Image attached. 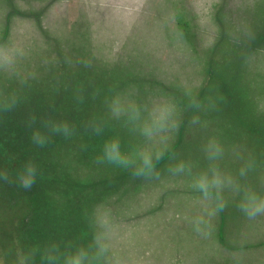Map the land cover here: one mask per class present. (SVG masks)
<instances>
[{"label":"rangeland","instance_id":"1","mask_svg":"<svg viewBox=\"0 0 264 264\" xmlns=\"http://www.w3.org/2000/svg\"><path fill=\"white\" fill-rule=\"evenodd\" d=\"M12 103L44 122L0 146V264H264V213L242 210L264 201V0H0ZM58 120L64 137L44 139ZM23 146L28 170L57 180L73 162L104 183L61 227L70 262L54 261L50 212L38 235L12 214L63 191L40 176L19 190Z\"/></svg>","mask_w":264,"mask_h":264},{"label":"trees","instance_id":"2","mask_svg":"<svg viewBox=\"0 0 264 264\" xmlns=\"http://www.w3.org/2000/svg\"><path fill=\"white\" fill-rule=\"evenodd\" d=\"M51 105H55L56 103L52 104V102H49ZM19 107L15 106L13 103L12 104H8L6 107H3V110H0V146L4 147V150L6 151L7 154H1L3 157H6L7 155H9V153L11 152V149L13 148V142H16L18 139H22V140H26V141H31L33 140L32 138H28V137H24V135H30L31 133L35 132L40 126L41 124L44 122L43 120H40L39 123L34 124V125H29L28 121L25 118H22L20 116H23V109L24 107L20 104ZM43 105V104H42ZM44 106V105H43ZM49 106V105H48ZM28 111L32 112L30 109H27ZM33 114V112H32ZM31 116V115H30ZM24 117V116H23ZM72 118V117H71ZM43 121V122H41ZM69 123L71 122V120L68 121ZM58 126H50V130H40L41 132H50L52 131V137L51 136H44V139H48L50 142H55V141H60L62 137L60 134H62V132H59L58 135L56 133V131H58L59 129H62V125H61V121L58 120L57 122ZM77 125L82 124V121L76 122ZM43 127H47L46 124H43ZM6 131V132H5ZM8 134L7 136V141L5 142V139L2 137L4 136V133ZM12 141V142H10ZM10 146V147H8ZM5 148H10V149H5ZM30 148V146L28 147ZM26 147L24 148L21 147L18 153V156L14 158V162L13 163V168H18L16 170H12L15 171V173L17 174V179L18 180V187L19 190L22 191L23 189H31V187L33 186L34 181H38L37 176H40L41 178L47 179L48 181L54 180L55 182L58 183V187L61 188L62 187V193H59V198L58 200H50L51 203L50 205L47 203L46 198L43 199V203L42 202H32V204H27L25 205L23 201V198L20 196L17 198L15 205H11V202H9L8 205H11L12 207H14L15 211L18 210L20 208V211L22 210L21 207H25L22 212L17 211L14 212L13 210H8L6 209V211H9L12 214H19L20 213V217L22 218H28L29 220V232L33 233L34 230H36V234L38 235V233L42 232V218L44 216H42L43 214H47L48 212H50V215L53 219H58V223H57V227H52V229L50 231L52 238L55 240V259L54 261L60 262V263H64L66 262V260L72 261V257H73V253L74 251H76L78 248L72 247L73 243L75 244L76 239L74 233L71 235H66L64 234V229L62 230L61 227L63 228V226L65 225V223H67L66 225H70V229H74V225L71 223L72 220V216L76 213V215L78 217H80L82 211H83V205L86 201V199H84V190L85 188L88 189V187H90L92 184V188H104V183L103 181H100L98 183H92V181H95L94 178L88 177L89 179H85L82 180V176L80 177L79 175H74L73 174V169L72 171L69 170L72 168V164H70V162H67V171L68 174H66V176H64L62 179H53V177H51V175L46 174V173H41V172H34V181L31 184V187L29 188H25L23 187V183L24 181H26L29 178V171H28V158H27V154L29 151L25 150ZM32 150V149H31ZM30 150V151H31ZM26 151V152H25ZM65 151V150H64ZM66 152V151H65ZM70 154V153H68ZM67 154V155H68ZM2 157V159H3ZM20 163H24L20 164ZM25 167V168H24ZM18 170V171H17ZM20 171V172H19ZM72 173V175H70ZM88 184V185H87ZM20 195V193H19ZM57 194H55L54 196H52L53 198L56 197ZM49 196V195H48ZM52 198V199H53ZM6 201H3V204ZM2 203V202H1ZM61 204V206L59 207L58 204ZM47 204V205H45ZM46 207V208H45ZM32 217V218H31ZM77 219V218H76ZM61 222L63 223V225L61 226ZM33 226V227H32ZM78 228V227H77ZM56 231V232H55ZM35 232V231H34ZM85 232H87L85 230ZM43 233V232H42ZM71 244V247L69 249V245ZM39 247H40V242L38 243ZM23 247V246H22ZM41 251V250H40ZM39 251V256L42 254ZM24 253V252H23ZM25 255V256H24ZM24 255H21L22 258H27V256L29 255V253L26 251L24 253ZM27 255V256H26ZM30 260V258H29ZM53 260V259H51ZM27 261V260H26ZM43 261L45 262V256H40L39 262L41 264H43ZM23 264H27V263H23ZM32 264V263H31ZM46 264V263H44Z\"/></svg>","mask_w":264,"mask_h":264},{"label":"clouds","instance_id":"3","mask_svg":"<svg viewBox=\"0 0 264 264\" xmlns=\"http://www.w3.org/2000/svg\"><path fill=\"white\" fill-rule=\"evenodd\" d=\"M29 178L24 181L23 187L29 188L34 181V169L29 168ZM242 210L249 216H256L264 213V201L257 202L254 197L249 198V202L242 206ZM75 264H81V260H76Z\"/></svg>","mask_w":264,"mask_h":264}]
</instances>
